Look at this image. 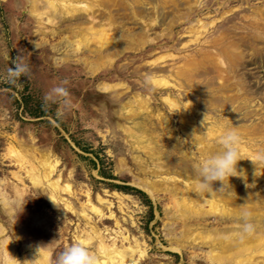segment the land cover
<instances>
[{
  "label": "rangeland",
  "instance_id": "1",
  "mask_svg": "<svg viewBox=\"0 0 264 264\" xmlns=\"http://www.w3.org/2000/svg\"><path fill=\"white\" fill-rule=\"evenodd\" d=\"M98 2L101 6L95 7V26H107L106 12L114 11L117 20L109 30L117 32V37L108 42H121L126 47L111 64L92 72L85 60L94 58L95 51L75 49L74 41L67 43V36L90 12L68 14L60 10L54 18L56 24H47L32 11L28 0H0V180L10 197H15L14 186L18 185L23 190L19 201L24 203L19 214L16 202L11 214L0 204V222L5 227L2 236L13 242L16 264H25L22 261L34 246L47 243L53 261L64 246L92 227L99 236L86 245L94 254L100 237L112 242L115 236L121 248L134 247L136 242L142 246L138 264H218L208 259L211 247L201 235L213 232L207 228L236 235L235 230L243 224L241 210L247 205L262 219L264 186L258 189L249 184L246 188L239 177H230L231 185L225 181L217 190L220 182H214L215 196L221 203L227 199L224 206L239 208V213L214 214L205 219L195 215L185 219L175 207L180 199L173 188L188 184L195 189L198 180L193 163L218 148L213 139L202 154L190 136L197 128L204 130L200 123L204 115L206 131L217 126L222 130L237 128L240 146L246 145L249 152L241 150L243 155L264 153V0H196L183 15L186 6L182 0ZM202 26L207 37L227 32L241 41L244 57L236 69L242 82L238 94L233 90L221 92L213 69L176 78L181 75L175 70L191 62L188 57L183 60L184 54L197 52L203 44L191 40L192 30ZM145 29L146 41L136 44L134 39L144 37L133 34H143ZM23 52L28 76L10 81L6 76L10 61ZM169 52L183 55L174 60L160 59ZM156 56L159 60L152 63ZM156 76H164L171 84L155 87L152 78ZM103 81L121 82L123 86L103 90L99 88ZM56 85L67 90V104L63 103L65 98L44 102V94ZM167 94L181 107L170 108L162 101L161 96ZM137 97L150 98L147 110H137L132 101ZM188 101L192 110L186 108ZM141 136L145 137L142 142ZM146 139L149 147L143 148ZM11 144H21L36 156L35 150H50L59 159L54 176L60 172L61 179L71 183L73 193L62 195L73 209L66 208L61 199L54 204L48 197L47 183L32 184L25 168L21 169L10 153ZM244 160L247 165L240 161L237 166L243 167L249 182L255 165L248 158ZM260 168L263 170L264 164L258 165ZM135 180H150L151 186L155 182L160 187L156 197L136 186ZM87 194L97 204L100 197L103 199L99 204L105 211L103 216L85 206ZM111 211L114 217H108ZM233 217L240 220L229 219ZM186 228L190 229L188 236ZM257 234L249 229L245 235L252 239ZM180 243V252L172 248ZM259 251L254 254L262 261L264 253Z\"/></svg>",
  "mask_w": 264,
  "mask_h": 264
},
{
  "label": "bare ground",
  "instance_id": "2",
  "mask_svg": "<svg viewBox=\"0 0 264 264\" xmlns=\"http://www.w3.org/2000/svg\"><path fill=\"white\" fill-rule=\"evenodd\" d=\"M32 11H34L38 16L40 21L43 23H52L56 24L55 19L57 16L60 15V10L68 14H73L76 11L82 13H91L88 18H86L82 22H78L75 26L72 33L67 36V43L75 42V49L80 48H89L90 51H95L94 58H90L85 60L86 67L88 70L95 72L103 65L111 64L114 59L123 51L126 47L121 45V42L114 41L113 43H109L108 41L111 39V42L117 37V32L114 30H109L112 22L117 20L116 13L113 11L106 12V24L107 26H95V7H100L101 3L98 0H83L82 2H78L77 0H44L45 2L41 3L39 0H28ZM185 2L184 6H186L185 10L181 12L180 15L183 13L187 14L189 9H191L194 5H196V0H182ZM110 2H107L109 4ZM134 13V12H133ZM82 17V16H81ZM205 28L202 26L201 28H194L191 32L192 34V41H197L203 44L200 46L197 52L184 54V59H190V64L187 65L186 68L180 67L176 71L177 74H180V77L176 78H183V77H191L195 74V72L199 69L205 72L206 70L213 69L216 72V75L220 81L219 89L223 90H233L234 94H238L241 89V79L239 75L236 73V69L238 67V62L244 57L243 51L240 48L241 41L236 39L235 37L227 35V32L222 33L221 35H213L212 37H207V33L205 34ZM146 29L142 31L143 34H133L134 37H144L134 39L133 41L136 44H141L146 41ZM207 38V39H206ZM216 43V47L214 42ZM128 46V45H127ZM183 54H173L169 52L165 56L161 57L160 59H166L170 57L171 59L180 58ZM159 60V56L151 59L150 61L157 62ZM179 73H178V72ZM152 84L155 87H167L171 84L169 79H166L164 76H156L152 78ZM121 82H101L99 88L103 90H112V89H119L122 88ZM231 93V96L234 95ZM220 97V95H218ZM162 101L167 103L170 108H180V102L170 94L161 96ZM149 97L141 98L137 97L134 98L132 101L136 104L137 110H147L149 106ZM219 101V100H218ZM186 108L192 110V105L186 102ZM132 106V103H130ZM131 110H134L131 107ZM197 114V113H196ZM219 126L212 128L207 133V141L201 138V130L197 128L196 131L190 133V136L196 143L199 145L198 150L203 154V148L207 147L206 145H211L209 143L215 137L221 133L223 130L218 128ZM145 139L144 136L140 137L139 141H143ZM199 141H201L199 143ZM143 148L149 147L147 139L141 145ZM10 147V149H9ZM8 147L14 159L21 165V169L25 168L26 175L31 179L32 184L36 186L44 185L45 183L49 186V193L48 197H50L53 201L60 200L64 201L66 208L73 209L71 202L68 200L67 197L63 196L62 193L72 194L73 189L72 185L68 181H63L61 179V173L59 172L57 176H54L56 171L58 170V163L60 162L59 159L53 155L50 150L46 151H38L35 150V146H29V148H33L39 156H36L35 152H30L27 147L20 145L11 144ZM8 150V151H9ZM240 150L244 151V154L248 152L246 145H241ZM249 153V152H248ZM206 155V154H205ZM247 155V154H246ZM187 154L183 157L188 161L189 159L186 158ZM27 161L30 163L25 164ZM242 161L245 165H247V161L241 159L237 162L240 163ZM28 166V167H26ZM239 167V166H237ZM243 168V167H242ZM256 172L258 173L256 176L249 175L251 179L249 184L255 188H262L264 183L261 182L262 178H264V169L262 168L257 169ZM250 171L248 172V174ZM18 177V175H16ZM175 177V176H172ZM176 178V177H175ZM172 179V178H171ZM150 180L148 181H134V184L138 187L143 188L152 198L156 197V192L159 190V186L154 182V186L150 185ZM186 183V181H184ZM174 185V184H173ZM178 192L179 199L175 201V207L177 210L181 211V215L185 219H190L193 215L201 216L205 219L207 216L217 215V216H232L231 214H238L239 208H228L226 205L227 199L221 203V199L215 196V193L212 191V194L208 193H201L197 197L195 195V189L191 186L188 187V184L185 185L184 188L178 189L177 187L173 188ZM194 191V192H193ZM14 193L15 197H10L8 192L5 190L2 181L0 180V204L3 209L8 213L11 214L14 209V202L17 199L20 200L22 196L23 190L18 186H14ZM88 198L85 200L84 204L92 211L95 212L98 216H103L105 211L101 206L100 203H103V199L100 197L98 200L100 203L97 204L90 198V195L87 194ZM208 205V207L205 206ZM248 211L249 216L248 220L251 224V228L256 231L258 234L254 235L252 239H248L246 237L247 231L242 230V226L237 230H235V234L224 232V231H217L213 228H207L206 230H213V232H207L206 235H201L204 238L208 239L210 244V249L207 253L208 259L213 263L218 264H259L261 259H257L255 251H259L260 253H264V213L262 214V219L255 216L258 212L254 211L250 208L249 205L245 207ZM86 215L87 213H83ZM114 217L115 214L113 211L108 213V217ZM254 216V218H253ZM232 219V221L240 220V219ZM188 231L187 236L189 235V228H186ZM5 233V227L0 222V253L7 254L8 252L10 255L15 257L17 255L15 246L9 237L2 236ZM116 233V230L114 231ZM97 231L93 229V227L89 230H84L82 234L78 235V240L83 241L85 244H89V242L93 239L94 236H97ZM99 236V235H98ZM112 242H105L100 237V242L98 243V251L95 253L97 257V264H138L140 257L143 256L144 249L140 246L139 243L136 242L135 246L129 245L127 247L121 245H117L115 236H112ZM172 248L176 251H181L182 243L180 244H173ZM34 249L35 246L29 251V253L25 256V259H32L34 256ZM129 249L132 253L128 254L126 250ZM47 256H48V264H52V259L50 255V250L46 249ZM16 264V261L14 262ZM25 264H31V262H25ZM37 264H43V262H37Z\"/></svg>",
  "mask_w": 264,
  "mask_h": 264
},
{
  "label": "clouds",
  "instance_id": "3",
  "mask_svg": "<svg viewBox=\"0 0 264 264\" xmlns=\"http://www.w3.org/2000/svg\"><path fill=\"white\" fill-rule=\"evenodd\" d=\"M34 45L36 48H38L35 42ZM28 73L29 66L27 63H25V53H18L11 59L10 66L6 70L7 79L10 81L16 80L21 76L27 78ZM67 95V90L64 87L56 85L44 94L43 100L45 103H54L58 98H65L63 103L67 104ZM59 114L60 113L57 112V115ZM204 118L205 115L200 122L204 129L201 132V138L207 141ZM240 142V134L237 128H226L215 137V143L218 145L217 150L204 158L196 160L193 163V171L198 180L194 191L198 195L201 193H208L211 195L214 189V182H220V187L216 188L218 190L224 187L225 181L230 184V177H239L244 183V186L246 188L249 187L247 173L242 167H237V162L241 159L248 158L255 165L253 175L256 176V169L258 165L264 164V153H258L255 157L245 156L240 150ZM49 199L53 201L50 197ZM53 203L55 204L54 201ZM16 205L17 208L20 209V211L17 213L19 214L23 210L24 203L21 204L19 199H17ZM248 216V211L246 209H242L240 217L243 221V231H248L251 228V224L248 223ZM47 245L48 243L37 244L34 249L33 258L25 259L22 262H31V264H37L39 261L43 262V264H48V256L46 251ZM17 260L18 259L10 255L9 252L7 254L0 253V264H14V262ZM52 264H97V257L89 250L88 246L83 241L74 240L72 243L64 246L63 249L56 254Z\"/></svg>",
  "mask_w": 264,
  "mask_h": 264
}]
</instances>
